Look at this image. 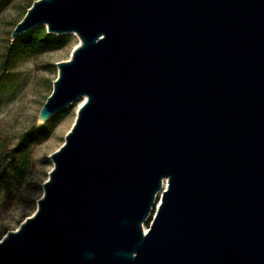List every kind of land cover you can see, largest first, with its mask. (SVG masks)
<instances>
[{
	"label": "water",
	"instance_id": "obj_1",
	"mask_svg": "<svg viewBox=\"0 0 264 264\" xmlns=\"http://www.w3.org/2000/svg\"><path fill=\"white\" fill-rule=\"evenodd\" d=\"M37 26L80 41L37 120L85 100L0 264H264V0H36L11 38Z\"/></svg>",
	"mask_w": 264,
	"mask_h": 264
},
{
	"label": "rangeland",
	"instance_id": "obj_2",
	"mask_svg": "<svg viewBox=\"0 0 264 264\" xmlns=\"http://www.w3.org/2000/svg\"><path fill=\"white\" fill-rule=\"evenodd\" d=\"M34 1L12 0L0 8V240L36 211L37 201L43 194L42 183L53 167L49 156L63 145L83 103L79 98L54 112L46 121L37 120L57 77L56 63L69 60L79 45L76 34H67V43L57 50L25 53L6 60L7 48L13 40L11 32ZM32 130L33 135L46 132L38 141L29 143L26 174L19 178L3 173L11 150ZM156 200L159 203V194ZM154 212L155 208L143 223V229H148Z\"/></svg>",
	"mask_w": 264,
	"mask_h": 264
},
{
	"label": "trees",
	"instance_id": "obj_3",
	"mask_svg": "<svg viewBox=\"0 0 264 264\" xmlns=\"http://www.w3.org/2000/svg\"><path fill=\"white\" fill-rule=\"evenodd\" d=\"M11 1L12 0H0V8L5 7ZM67 39V34L55 35L47 33L44 26H37L36 28L22 33L13 39L7 48L5 57L6 60L9 61L13 57L25 53L40 54L54 51L63 47L67 43ZM1 79L2 75H0V82ZM45 130L41 133V135H33L34 130L24 134L18 141L17 145L11 150L8 162L2 172L13 174L16 177L22 178L26 174L28 166L27 151L29 143L38 141L46 132Z\"/></svg>",
	"mask_w": 264,
	"mask_h": 264
},
{
	"label": "bare ground",
	"instance_id": "obj_4",
	"mask_svg": "<svg viewBox=\"0 0 264 264\" xmlns=\"http://www.w3.org/2000/svg\"><path fill=\"white\" fill-rule=\"evenodd\" d=\"M82 99H83L82 102H84L85 97H83ZM165 187H166V180L163 181V186H162V188H165ZM159 195H160V194H159ZM144 230H146V228H144Z\"/></svg>",
	"mask_w": 264,
	"mask_h": 264
}]
</instances>
